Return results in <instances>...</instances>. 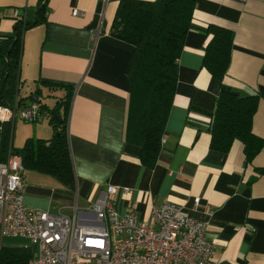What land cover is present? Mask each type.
<instances>
[{
  "label": "crops",
  "instance_id": "0c3cea01",
  "mask_svg": "<svg viewBox=\"0 0 264 264\" xmlns=\"http://www.w3.org/2000/svg\"><path fill=\"white\" fill-rule=\"evenodd\" d=\"M119 1L0 0V41L13 36L16 22L33 23L46 2L45 22L22 37V107L32 103L28 97L36 89L42 103L53 107L66 92L50 84L74 89L67 122L74 186L25 169L24 205L66 216L77 208L84 224L85 217L95 219L90 208L103 188L127 187L132 195L113 198L120 215L132 211L148 220L153 204L178 203L186 215L209 222L206 238L215 244L217 264H264V149L249 163L239 141L227 153L212 150L211 118L197 111H212L223 86L238 96L258 95L253 133L264 139V0H197L153 168L141 163L140 147L127 141L134 48L111 30ZM74 9L82 15H72ZM211 24L234 33L222 83L203 67L210 41L204 30ZM9 123L16 149L29 138L48 141L54 134L44 114L35 122ZM195 198L201 199L197 207ZM26 241L16 247H28L33 264L35 248Z\"/></svg>",
  "mask_w": 264,
  "mask_h": 264
},
{
  "label": "trees",
  "instance_id": "16d2710c",
  "mask_svg": "<svg viewBox=\"0 0 264 264\" xmlns=\"http://www.w3.org/2000/svg\"><path fill=\"white\" fill-rule=\"evenodd\" d=\"M196 3L197 0H120L111 25V30L134 48L127 141L140 147L139 159L149 168L156 165L160 154L166 120L177 92L178 60L186 36L193 29ZM46 13L45 2L39 6L33 23L16 22L13 36L0 41V107L23 106L24 99L19 96L23 84L20 80L22 37L28 29L45 22ZM204 33L210 36V41L204 48L203 67L222 83L230 66L234 33L212 24ZM48 87L66 92L53 107L42 103L40 89L34 92L39 99L40 115H47L53 126L52 138L46 141L32 137L23 148L16 149L11 143V124L0 122V162H6L9 155L19 157L26 170L50 175L73 187L75 174L67 122L74 89L52 84ZM222 88L212 111H197L211 118V149L227 153L239 141L249 163L264 149V139L253 133L259 96L242 97L225 86ZM34 96L28 99L33 102ZM30 259L28 247H3L0 254V264H29Z\"/></svg>",
  "mask_w": 264,
  "mask_h": 264
},
{
  "label": "built area",
  "instance_id": "2783aa9c",
  "mask_svg": "<svg viewBox=\"0 0 264 264\" xmlns=\"http://www.w3.org/2000/svg\"><path fill=\"white\" fill-rule=\"evenodd\" d=\"M72 15L82 12L74 9ZM39 117L38 103L0 107L1 123ZM24 171L19 157L0 162V254L3 239L22 238L35 248L33 264H217L215 244L206 238L209 222L186 215L178 203L153 204L148 220L132 211L122 216L113 198L132 190L107 186L91 205L95 219L80 224L77 208L66 216L25 206ZM200 201L195 198L196 207Z\"/></svg>",
  "mask_w": 264,
  "mask_h": 264
},
{
  "label": "rangeland",
  "instance_id": "374dc122",
  "mask_svg": "<svg viewBox=\"0 0 264 264\" xmlns=\"http://www.w3.org/2000/svg\"><path fill=\"white\" fill-rule=\"evenodd\" d=\"M26 243H27L26 240H23L20 238H5L2 240L3 246H6V247H16V246H20Z\"/></svg>",
  "mask_w": 264,
  "mask_h": 264
},
{
  "label": "water",
  "instance_id": "95a60500",
  "mask_svg": "<svg viewBox=\"0 0 264 264\" xmlns=\"http://www.w3.org/2000/svg\"><path fill=\"white\" fill-rule=\"evenodd\" d=\"M33 102L34 103H38V99H37L36 96L33 97ZM53 115H54V118H55L56 121H58V122L61 121V119L55 113H53Z\"/></svg>",
  "mask_w": 264,
  "mask_h": 264
},
{
  "label": "bare ground",
  "instance_id": "6f19581e",
  "mask_svg": "<svg viewBox=\"0 0 264 264\" xmlns=\"http://www.w3.org/2000/svg\"><path fill=\"white\" fill-rule=\"evenodd\" d=\"M4 247V246H3Z\"/></svg>",
  "mask_w": 264,
  "mask_h": 264
}]
</instances>
